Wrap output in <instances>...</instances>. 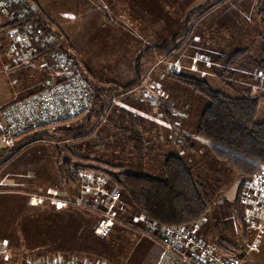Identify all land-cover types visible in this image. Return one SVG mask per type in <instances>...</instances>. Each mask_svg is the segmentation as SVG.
Masks as SVG:
<instances>
[{
  "label": "rangeland",
  "instance_id": "1",
  "mask_svg": "<svg viewBox=\"0 0 264 264\" xmlns=\"http://www.w3.org/2000/svg\"><path fill=\"white\" fill-rule=\"evenodd\" d=\"M216 1L209 0V4ZM161 2L162 0H136L133 4L135 7L130 8L128 20L123 17L121 21H117L118 24L89 16L90 20L84 21L89 24L87 30L80 28L75 34L72 29L65 37H61L53 27L46 32L40 29L42 35L48 37V46H54L57 41L60 50L56 48L58 52L54 53L63 55L77 66L76 72L93 97L98 92L103 109L101 114H89L99 109V104L93 102L77 118L49 125L42 131H46L44 135L48 136L54 134L56 128H77L86 124L77 136L60 133L57 139L47 142L31 138L21 144V139L17 140L19 143L16 141L11 146L0 144V233L8 230V226L16 228L19 220L15 223L16 211L33 207L42 213L37 214L34 219H27L20 226L27 245L25 254L32 257L42 255L47 261L146 264V259L142 258L139 251L145 249L144 244L153 243L147 240H144V244L140 242L139 237H148L138 229L148 230L149 220L141 215H133L127 199L111 185L107 176L100 173L93 172L104 180L100 186L91 183L86 187L84 182L80 188L78 186V196L75 199H82L83 205L74 204L75 199L55 198L59 193L66 197L62 190L64 186L59 180L58 168L66 159L70 160L72 152L82 157L121 165L131 173L158 177L161 175L164 158L173 154L185 162L191 175L201 185L215 188V193L208 195L209 209L205 217L183 227L208 245H214L217 237H229L238 247L242 246V251L247 249V245L255 237L254 249L249 251L247 262L264 264V224L256 216L249 217L248 212L251 211L249 209L247 212L248 207L242 201V188L240 201L244 205L242 219L246 228L234 221L235 216L231 212L240 176L217 160L208 144L195 134L205 99L188 85L168 76L170 72L186 74L204 80L211 88L226 95H240L243 86L249 85L251 79L243 72H239L233 80L225 77V82L232 83L233 88H230L220 79L219 64L216 66L213 63L218 58L223 60L242 48L248 49V56L251 58L260 55L261 26L258 14L260 10H264V0H221L208 8L204 17L194 19L195 15H192L186 30H183L182 25L185 17L179 12L165 18L164 23L158 25V32H142L146 25L137 23L138 5L144 7L143 4H146V10L149 11L146 13H153ZM205 2L206 0H179L176 8L180 9L182 3L185 6L190 4L194 8ZM70 10L68 14L72 12ZM80 10L77 7L76 11ZM112 10L116 11L114 8ZM56 14V9L53 8L52 17L56 18ZM68 16L69 19L75 18ZM148 19L153 22V17ZM12 21L3 19L0 24V102L12 97L0 103V106L32 92L29 83L34 80L55 76L60 71L55 60L49 56L44 61L50 66L39 67L37 70L36 66L41 65L42 61L36 59L32 64H22L24 66L10 69L15 65L16 56L6 53L7 34L12 28L22 29L21 25L2 29L6 24H12ZM149 26L155 27L154 23H149ZM132 29L135 31L132 32ZM178 34L181 35L175 39L176 44L172 49H162L163 45H169ZM182 55L200 71L185 70L182 66L185 59L182 62L178 59ZM196 55L203 57L197 58ZM209 61H213L212 65H208ZM55 78L54 81H58L59 77ZM136 78L140 84L133 87L134 90L126 94H116L117 86H126ZM24 87L25 91L22 90ZM260 93L263 96L258 103L256 122H264V90L256 92L257 95ZM89 187L99 191L97 197L90 201L82 195ZM115 191L118 192V200L111 203L108 197ZM218 199H223L225 203H220ZM217 206L222 207L219 209ZM66 209H74L79 213L76 216L68 214L69 218L64 219L60 216ZM45 211L49 214L46 215ZM103 212H113L117 220L108 235L99 236L95 233V226L101 220ZM75 219L81 221V227ZM245 220H249L252 227ZM139 221L144 224L141 226ZM258 225L262 226L259 231L255 228ZM156 226L163 228L157 224ZM132 240L137 243L135 253L134 249L129 248L134 244ZM78 245L80 250L72 257L63 256L51 248L43 249L45 246L72 248ZM30 247H34V250L30 251ZM160 248L162 254L170 256L173 264H182L174 255L161 246ZM129 252L136 256H124ZM130 259H133L132 263Z\"/></svg>",
  "mask_w": 264,
  "mask_h": 264
},
{
  "label": "trees",
  "instance_id": "2",
  "mask_svg": "<svg viewBox=\"0 0 264 264\" xmlns=\"http://www.w3.org/2000/svg\"><path fill=\"white\" fill-rule=\"evenodd\" d=\"M25 1V4H22L19 8L22 16L14 19L12 24L1 26L2 29H6L11 25L20 26L27 23L42 31H50L53 23L37 2L34 0ZM207 6L208 3L203 4L200 8L189 13L188 17L191 14L205 10ZM258 15L261 26L259 33L260 55L257 58H251L248 56V49L242 48L232 52L223 60L217 59L221 69L220 79L230 88H233L232 83L230 81L225 82V77L233 80L239 75V72H243L251 79L249 85L243 86L240 95H226L211 88L204 80L186 74L168 73V76L188 85L205 99V106L201 112L195 134L208 144L217 160L223 162L240 176L231 212L235 216L234 221H237L242 228H246V226L242 219L244 205L240 201V190L243 183L254 176L260 167L264 166V122L255 121L258 103L261 96H263L262 93L257 95L256 92L264 90V10H260ZM177 37L172 39L169 45H163L162 49L164 47L167 51L172 49L176 44L175 39ZM48 44L49 42L46 48L39 49L34 53L26 63L36 59H44L46 56L52 59V54L58 52L56 48L59 50L60 48L57 41L54 46H48ZM22 64L25 63L15 62L14 66ZM135 70H138L137 66ZM138 84L140 83L136 78L126 86H117L116 94H126ZM255 89L257 90L255 91ZM97 93L93 97L92 104L93 102L99 104V109L89 112V114L102 113L103 105ZM85 126L86 124L77 128H56L54 134L51 133L48 136L51 139H57L60 133L77 136ZM37 136L39 134L26 135L18 143L21 144L22 141ZM79 170L92 171L107 176L111 185L119 190L121 196L127 199L133 215H141L161 227L190 226L200 221L209 209L208 195L215 193L214 187L201 185L191 175L185 162L179 156L173 154H169L164 158L161 175L151 177L128 172L121 165L112 164L101 159L82 157L70 152V160L66 159L58 168L59 180L63 186H78ZM218 200L220 203H225L223 199ZM221 207L217 206L219 209ZM17 214L21 218H18L19 223L16 224V229L17 226H22L27 219H34L37 214L42 213L33 207H28L25 212L22 211ZM48 214L47 212L46 215ZM17 233L22 234L15 232L16 235ZM214 245L217 252L226 257H239L243 253L242 246L238 247L229 237H217L214 240ZM44 248L54 249L59 254L67 256L75 255L80 250L79 245L72 248L61 246H45ZM17 249L20 251L27 250V245ZM29 250H34V247H30ZM66 251L68 253H65ZM34 258H37L34 260L46 261L42 255Z\"/></svg>",
  "mask_w": 264,
  "mask_h": 264
},
{
  "label": "built area",
  "instance_id": "3",
  "mask_svg": "<svg viewBox=\"0 0 264 264\" xmlns=\"http://www.w3.org/2000/svg\"><path fill=\"white\" fill-rule=\"evenodd\" d=\"M25 2V0H0V24L3 19L14 20L22 16L19 8ZM21 26L22 29L12 28L7 34L6 53L16 56L17 63L28 61L39 49L46 48L49 42L48 37L43 36L40 29L27 23ZM52 57L63 74V79L58 82H49L38 91L14 98L0 106V144L11 146L12 143L14 144L17 140L31 134H39L35 138L38 141H51L49 136L42 135L43 128L76 118L90 107L93 94L76 72L71 61L58 53H53ZM199 57L197 56V58ZM173 65L176 66L175 63ZM78 176L80 183L84 182L86 187L91 183L100 186L104 182L102 178L91 171L79 170ZM241 193L242 201L246 208L248 207L247 212L249 209L251 211L248 212L249 217L256 216L264 224V166L243 183ZM33 198L34 196L31 199ZM108 198L111 203L117 201L118 192L111 193ZM74 204L83 205L84 202L78 198L75 199ZM116 220L117 217L113 212H103L101 220L95 226V233L99 236L107 235ZM245 221L252 227L249 220ZM147 224L148 230L142 228L138 230L159 244L165 251L174 255L182 264H246L244 256L254 249L256 241L254 237L241 256L226 257L217 252L215 246L204 243L183 226L158 228L152 221H147ZM261 227L258 225L255 228L259 231ZM26 264L91 263L35 260L28 261Z\"/></svg>",
  "mask_w": 264,
  "mask_h": 264
},
{
  "label": "crops",
  "instance_id": "4",
  "mask_svg": "<svg viewBox=\"0 0 264 264\" xmlns=\"http://www.w3.org/2000/svg\"><path fill=\"white\" fill-rule=\"evenodd\" d=\"M34 1L37 2V4L40 6V8L45 12V14L52 21L53 24L51 27L56 28L57 31L62 35L61 37H65L66 33L71 32L72 29H74L75 34L79 31L80 28L87 30V27L89 24L87 22L84 23V21L90 20L89 16L99 18L101 21H104V22L107 21V22L112 23V24H116V23L118 24L117 21H121L120 19H123V17L126 20H128L129 14L131 13L130 8H131V6L135 7L133 4L135 3L136 0H127V1L122 0V3L120 2V0H34ZM220 1L221 0H217L216 2H214L210 5L209 0H206L205 3H208V6L205 8V10L200 11L199 13L191 14L189 17H188L189 13H191L195 9L200 8L205 3H203L202 5H199L197 7H194V8H192V5H190V4H189V6L188 5L185 6L184 3H182L181 4L182 10H180L181 8L180 9L176 8V3H178L179 0H162L160 6L157 7V9H155L153 11V13H146V11H148V10H146V4H143L144 7L138 5V10H139L138 12L139 13L137 16L139 19H138L137 23L141 24V25H146V27H143V29L141 30L142 32H145V31L151 32L152 31L153 33H155V32L159 31L158 25L164 23L163 20L165 18H170L171 14L173 15V14H177L180 12L181 16L185 17L182 25L184 27L183 30L184 29L186 30V27L189 24L188 21H190L189 18L192 15H195L194 19H197L198 17L202 18L207 13L206 10H208V8L215 6V4H217ZM77 7L81 9L80 12L76 11ZM53 8L56 9V13H57L56 18L52 17ZM70 8L75 9V10H70ZM112 8H114L116 11L112 10ZM118 8H119V10H118ZM188 9H191V10H188ZM68 10L72 11L71 12L72 14L71 13L68 14ZM186 10H188V12H186ZM204 11H206V12L203 13ZM201 13H203V14L201 15ZM67 14L74 16L75 17L74 20L69 19L70 16H68ZM150 17H153V22L150 19H148ZM100 20H98V21H100ZM121 23H123V20ZM149 23H154L155 27H150ZM125 25H129V24H125ZM69 26H72V28H68ZM133 31H135V30L132 29V32ZM138 35H140V32L138 33ZM178 35H180V34H178ZM178 35L174 36L172 39H174ZM187 37H188V35H186V38ZM196 56H201V55H196ZM196 56H195V58H196ZM201 57H203V56H201ZM178 59L180 60V62H182V60L185 59V60H183V63H182V66L184 67L185 70L200 71L199 69H197V67L193 63H189V60L187 61L185 56L182 55ZM40 60L42 61V64L36 66L37 70L39 69V67H47V65L50 66V64H47L44 61L45 59L42 58ZM33 62H34V60L32 62H28L25 64L29 65V64H32ZM212 62L209 61L210 64H208V65H212ZM201 64L204 67V64L202 62H201ZM214 64L217 66L219 63L217 60H215L213 65ZM24 65H22V66H24ZM74 66L77 70V66L76 65H74ZM15 67L17 68L19 66H12V67H10V69L15 68ZM10 69L6 72H9ZM48 72H50V71H48ZM55 76L59 77L58 81L63 79V77H62L63 74L61 73V71H57V73H55ZM55 76H53V75L45 76L43 80H41V79H37L34 81L32 80L33 82L29 83V85H30L29 89L32 88L33 89L32 92H34V91H37V90L41 89L42 87H44V85L47 82H58V81H54V79H56ZM144 84L145 83H143L142 86H144ZM25 89H26V87L22 88L23 91H25ZM131 90H134V89H131ZM32 92H29L26 94H30ZM128 92H126V93H128ZM11 98H9V99H11ZM9 99L4 100L0 103L8 101ZM78 186H79V188L81 187L80 181H79ZM78 186H76V185L64 186V189H62V190H63V193L66 194V197H64L63 195H61L59 193V195L55 198H58V199L59 198H67L69 200H74L76 198V196H78V192H77V189L79 190ZM103 186H101V187H103ZM98 192L99 191H94V188L89 187L88 190H85L83 195H85L88 198V200L90 201V199H94V197L95 198L97 197ZM104 204L107 206L106 203H104ZM63 208H66V207H63ZM72 210H74V209H66V211H62L63 213H61L62 215L60 217L63 216L64 219H66V218L68 219L70 216L68 214H72L73 216H76V214L79 213L77 210H74V211H72ZM113 210L115 211V207L113 208ZM22 211L25 212L26 210L22 209L20 211L15 212L14 216L15 217L17 216L15 223L19 217V214H17V213L22 212ZM75 220H77L79 226L81 227V225H80V224H82L81 221L79 219H75ZM139 222H141V226L144 224V222H142V221H139ZM18 223H19V220L17 221L16 224H18ZM19 227L20 226H17V229L16 228L14 229L13 227L8 226V230H4L5 231L4 233H3V231H2V233H0V264H26L27 261H29V260L37 259L34 257L32 258V256H30V255H26L27 253L25 254L24 250L20 251L17 249L19 247H26V244L24 243V240H25L24 236L22 234H18V233H17V235L15 234V232L21 233V229H23V228H19ZM20 238H21V240H20ZM139 238H140L139 241L142 242L143 244H144V240H147V241H150L151 243H153V244H149V245L144 244L146 246L145 249H142L139 251V254L140 255L142 254V258L144 257V260L146 259L144 263H146V264H151V263L152 264H173V261L170 258V256L162 254V250L157 243H155L154 241H152L148 238H145V237H143V238L139 237ZM132 243H134V244L131 245L129 248L134 249V253H135V251H136L135 246L137 243H135V241H133V240H132ZM213 246H215V245H213ZM134 253L129 252V253H126L124 256L131 258L132 256H136ZM243 253H244V251H243ZM248 254L246 256H244V262L246 264H249L247 262ZM70 256L71 255H69L68 257H70ZM72 256H76V254L72 255ZM132 260L133 259H130V263H132ZM104 264H106V262H104Z\"/></svg>",
  "mask_w": 264,
  "mask_h": 264
}]
</instances>
